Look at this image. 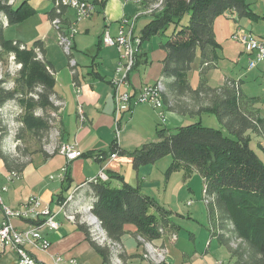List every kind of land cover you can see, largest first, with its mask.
Segmentation results:
<instances>
[{
  "label": "crops",
  "instance_id": "crops-1",
  "mask_svg": "<svg viewBox=\"0 0 264 264\" xmlns=\"http://www.w3.org/2000/svg\"><path fill=\"white\" fill-rule=\"evenodd\" d=\"M83 1L92 5L94 3L93 15L78 19L77 11L68 8L64 10L62 16L60 32L69 33L72 28L76 30L70 55L61 47L59 43L61 34L52 25L55 0H14V4L11 5L14 11L27 2L35 12L20 23L9 26L3 24L6 27L2 30L4 41L18 42L28 48L34 47L37 42L42 44L44 60L53 72L54 92L64 102V107L58 113V123L62 133L61 141L74 145L84 154L83 157L69 164V181H61L58 178L52 180L50 177H57L62 168L68 164L64 156L49 155L44 149L45 144H42L43 146L36 144L34 140L28 144L27 148L20 150L18 155H12L4 147L9 146L11 150H16L17 148L12 147L14 143L6 140L8 144L4 146L0 141V187L8 189L2 196L5 204L11 208L20 209L30 198H38L40 200L38 210L42 211L50 207V210L56 213L55 220L59 223L57 230H51L46 226L39 227L41 235L51 244L49 251L43 252L28 247V252L38 264H55V257L58 256L63 257L66 262L74 261L76 264H114V259H119L118 256L109 261L108 256L105 259L96 249V246L101 245H96L91 241L87 227L69 221L65 215L89 202L94 191L93 185L88 180L105 172L109 176L107 183L112 188L120 189L124 183L138 186L144 195L154 199L167 213L165 218L168 221L167 230L170 233L153 243L166 250L173 264H226L215 250L226 247L221 245L217 238H213L208 213L207 224L202 225L198 223L197 212L191 209L192 200L187 201L189 208L185 214L184 207L181 208L178 204L174 205L175 203L167 201V179L165 180L162 174L154 177L158 162L154 165L140 167L138 170L134 169L130 156L133 151L145 144L158 141L157 131L161 129L160 122H162L158 111L150 105H140L130 113L120 115L118 119L120 127L115 136L117 117L113 98L115 88L112 80L120 77L116 74V70L121 56L117 49L101 44L102 35L105 31H110L113 36H116L121 28L128 29L132 25L134 35L141 37L144 27L153 20L151 10L145 7L143 0ZM0 15L2 21L5 22L6 16L3 13ZM225 15L236 18L233 12H227ZM260 17V20H264V15ZM125 20L129 21L128 26L122 24ZM234 21L236 26L241 20L235 19ZM234 29L232 28V35L236 32ZM172 35L173 32L168 31L164 36H155L140 44L136 65L128 76L129 87L122 86L120 89L122 92L129 90L135 94L145 85L161 81L163 61L166 58L161 45H164ZM221 51L223 55L227 54L224 58H228L227 77L225 75L220 77L221 72L216 73L218 70H211L206 76L208 85L220 88L224 81L229 79L239 82L243 91L245 86L242 75L237 76L235 71L244 59L249 66L253 56L247 54L242 46L236 53V61L233 62L229 61L230 54L222 46L218 49V56L222 53ZM0 57L4 55L0 54ZM216 66L219 67L218 62ZM196 67L197 72L194 69ZM200 67L201 57L198 51L191 70L184 78V82L193 88L199 84ZM256 68L264 73V64ZM253 70L247 67L246 72L251 73ZM195 74L196 86L192 84V80L196 79ZM247 100H253L252 108L259 112L261 118L264 117V102L260 103L254 98ZM162 123L165 124L164 128L167 131H171L184 127L186 120L166 108L165 122ZM9 124L10 122L0 114V129L4 130L5 135L10 132ZM257 138L258 143L264 146V139ZM99 154L102 156L101 159L97 158ZM13 171L18 172L19 177L10 181L8 177ZM182 186L185 185L182 183ZM187 189L191 191L188 186ZM72 193L74 200L62 209L58 202L59 198L63 197L65 200ZM190 201L192 204L189 206ZM2 221L3 213L0 208V223ZM174 221L178 223L195 222L193 224L198 223L200 227H191V231L185 230ZM12 223L20 231L27 230L32 224L31 221L20 220H13ZM135 233L136 229L129 226L122 237L124 263L148 264L142 257L145 248ZM215 244L219 247L217 248ZM227 252L230 258V263L227 262V264H235L228 249ZM0 264H18L16 253L4 250L0 246Z\"/></svg>",
  "mask_w": 264,
  "mask_h": 264
},
{
  "label": "trees",
  "instance_id": "trees-1",
  "mask_svg": "<svg viewBox=\"0 0 264 264\" xmlns=\"http://www.w3.org/2000/svg\"><path fill=\"white\" fill-rule=\"evenodd\" d=\"M143 1L151 10L153 20L142 30L141 43L164 36L171 27L173 29L172 37L161 45L166 53L161 78L163 106L182 117L213 115L233 138L226 137L221 130L207 129L202 122L181 127L175 133L161 128L157 131V142L145 144L130 155L134 169L154 165L170 156L173 162L167 175L173 170H184L188 175L199 174L204 183L203 200L213 238L228 249L235 264H264V162L250 147L252 136L264 139V117L252 108L254 101L247 100L239 82L226 79L220 88H213L206 79L219 60L215 20L227 12H233L237 20L248 18L258 22L261 17L245 0ZM8 2H0V14L6 15L5 22L0 15V54L15 52L23 68L15 81L14 92L0 83V108L16 94H22L24 97L18 102L25 109L24 129L34 134L48 133L50 119H54L49 112L57 114L59 111L51 102V97L57 95L50 67L35 59L33 49L23 51L17 47L18 42L2 39L3 24L20 23L35 11L27 2L14 11ZM185 17H189V23L182 25ZM55 20L58 16L54 12L52 22ZM41 45L37 42L34 47L41 48L44 55ZM198 51L201 57L199 84L193 88L184 82V78ZM37 86L43 87L39 99L28 98ZM37 109H42V116L34 115ZM57 128L61 131L59 125ZM3 131L0 129L1 138L5 135ZM65 181H69V172ZM93 191L97 200L92 212L112 243L110 248L96 246V249L105 259L108 256V261L115 256L119 258L118 247L122 248L120 257L123 259L121 240L129 226H133L135 234L145 242H153L170 233L165 218L167 213L138 186L124 183L120 189H115L100 182L93 185ZM63 201L61 197L58 202ZM232 242H239L238 247L233 249Z\"/></svg>",
  "mask_w": 264,
  "mask_h": 264
},
{
  "label": "rangeland",
  "instance_id": "rangeland-1",
  "mask_svg": "<svg viewBox=\"0 0 264 264\" xmlns=\"http://www.w3.org/2000/svg\"><path fill=\"white\" fill-rule=\"evenodd\" d=\"M246 3L250 6V8L252 9V11L255 14H257L259 16L264 15V0H246ZM235 19L236 18L232 17L231 15H223V16H219L215 20V23H214V25H215L214 31H215V35H216V39L218 41V44L220 46H222L223 48H226L228 54H230L229 55L230 56L229 61H233V62L236 61L235 60L236 59V53L238 50L241 49L242 46L239 42L237 43L234 40H232V37H231L232 36V28L234 29L236 27V29H234V31H236V32H240V31H244V33L245 32H251L255 37H257V39L264 41V20H258V22H257V21H252L250 19L244 18V19H241V21L238 22V24L235 26V21H234ZM188 23H189V17H185L182 21V25H187ZM52 25L54 27H59V24L55 25L54 22H52ZM72 29H74V28H72ZM58 30L60 32L61 27H59ZM128 31H133L132 25L129 26ZM172 31H173V29L171 27V29H169V32H172ZM60 34H61V37H65V35H66V33H62V32H60ZM131 41H132V38H131ZM64 49H65V47H64ZM70 53H71V51H70ZM70 53H69V55H70ZM134 54L136 57L137 47H134ZM224 56H227V54L223 55V52L220 53L219 60H218L219 67L216 66V67L211 69V70H215V71L218 70L216 73L221 72L220 74H222V75H220V77L221 76L223 77V75H225L227 77V59L228 58L227 57L224 58ZM254 56H255V54L253 55V59H254ZM250 60H252V59H250ZM229 63L234 65L232 62H229ZM247 64H248V62L244 59L243 62L240 64L239 67L236 68V71H235L236 72L235 74H238L237 76L242 75V79L244 82L243 85L245 86V88L243 89V92H244L243 94L247 99L254 98L258 102L260 101V103L264 102V73H262V71H260L257 68L254 69L251 73L246 72V69L248 67ZM260 64H264V61ZM11 65L12 64H9L8 69H7L6 68V66H7L6 62L4 61V65L0 66V83L3 84L2 85L3 88H6L9 91L14 92L16 88H14L13 78H18L19 70H17V69H19V68H17L16 65H12V67H11ZM194 69L196 70L197 67ZM196 72H197V70H196ZM195 77H196V74H195ZM195 80H197V77H196V79L192 80V82H193L192 84L196 86ZM225 81H224V83H225ZM159 82H161V81H159ZM21 99H22L21 94H16L15 98L13 100L8 101L6 103L4 112H3V110L2 111L0 110V112H2V113H0L1 117L3 116L7 121L10 122L9 126H11V128L9 130L12 133L11 134L9 132L8 135H4V137H3L4 139L2 138V139H0V141L3 142L4 146H5V144H8L7 143L8 141L6 142V140H10V142H12V143H14L15 140L17 142V140H18V141H21L20 143L22 144L21 147H17L16 150H11L9 148V146L4 147L5 150L11 152L12 155L13 154L18 155L20 150L25 149V147L27 148L28 144H31V141L34 140V142L36 144H39V145L46 144L48 142V144H46L44 149H45V151H47V153L49 155H51V156L60 155L61 154V152H60L61 147H63V145H62L63 141H61L62 138L60 137L61 131H59L57 128L59 123H56V121H54V119L51 120L49 118L51 129L48 133L41 132L38 134H34V133L32 134L31 132L27 131L26 129H24V126H22V113L18 114V110L21 106L18 101H20ZM161 109L166 110L165 107H162ZM34 115L42 116L43 111H41V109H37L35 111ZM49 115H50V112H49ZM183 118H185V120H186L185 126L189 125L191 123H194V122H202L203 126L207 127V129L211 128V129H215V130H221L226 137L233 138V136L230 135L227 132V130L224 129V127L220 124V122L217 120V118L213 115L203 113V114H201L195 118H191L189 116L183 117ZM164 126H165V124L160 122V128H164ZM176 130L177 129H172L170 132L175 133ZM257 140H258V138L256 136H252L250 147L258 155V157L264 162V146L260 142L258 143ZM172 162H173V160L170 156L165 157V158L161 159L160 161H158L157 168H156L157 171H156V174L154 177L160 176L162 174L164 179L165 180L167 179L168 186L166 188V190H167L166 199L169 203L172 202V203H175L174 205L178 204V206H180L181 208L184 207L185 208L184 214H185L189 208L186 203L189 199L192 200L193 204L190 203L191 202L190 201L188 203V205L190 206L192 204L191 209L194 212H197L196 216L198 217L197 220H199L198 223H200L202 225H206L207 224V217H206L207 216V208H206L205 202L203 200L204 183H203L202 177L197 173L196 174L191 173L190 175H188L185 173L184 170H173L172 172L169 173V175H167V171H168L169 167L171 166ZM165 163H166V167H165ZM18 176H19V174L16 172H11L9 175V177H18ZM88 182H89V180H88ZM182 183L185 186L181 187ZM186 185L188 186L189 189H191V191H189L187 189ZM73 200H74V194L72 193V196L68 197L67 202H66V204H64L62 209H64L68 205V203H70ZM96 200H97V197H96L95 193L93 192V194L90 196V200L88 203H85L80 208L74 209L71 213H65V215L69 221L74 222V223H79L81 225H85L88 229V234H89L91 241H93L94 243L96 242L97 245H105V244H101V243H105L102 236H100L99 239H97V237L94 236L95 231L100 229L99 227L95 226V220H94L95 217L92 216V215H94L92 211H93V207H94ZM3 202H4V200H3ZM4 204H5V202H4ZM5 205H7V204H5ZM96 219H98V218L96 217ZM99 222H100V220H99ZM174 222H176V221H174ZM176 223L178 225L182 226L183 229L190 230V231H191V229H190L191 227L192 228H199L200 227V225L198 223H197L198 225L193 224L195 222L183 221V223H181V222H179V223L176 222ZM186 224L189 227H187ZM101 228H102V226H101ZM204 234H205V232H204ZM140 243L141 244L143 243L142 245L145 248L142 256L145 257V261H147L148 264H151L149 261V258L146 257V253L148 252V247H147L148 244L146 242H144V240L141 238H140ZM238 245H239V242H232V248L233 249L237 248ZM215 246L217 248L219 247L218 244H215ZM244 248H245V245H244ZM215 250L218 251V256L223 258L226 264H227V262L230 263V258L228 257V252H227L226 248H218ZM160 262H158L157 264H161ZM115 264H119V263L117 262ZM123 264H125V263L123 262Z\"/></svg>",
  "mask_w": 264,
  "mask_h": 264
},
{
  "label": "built area",
  "instance_id": "built-area-1",
  "mask_svg": "<svg viewBox=\"0 0 264 264\" xmlns=\"http://www.w3.org/2000/svg\"><path fill=\"white\" fill-rule=\"evenodd\" d=\"M2 0H0L1 2ZM9 5L14 4V0H9ZM54 12L58 16L59 27H62V11L63 9L72 8L77 11L78 19H85L90 17L95 12L94 4L88 3L83 0H55ZM6 16V15H5ZM123 25L129 24V21H123ZM122 25V26H123ZM59 27H55L57 30ZM6 28V27H2ZM76 34L75 29H70L69 33H66L65 37H60L59 43L61 47H71L72 52V39ZM124 37H132V44H124ZM232 40L235 42H239L245 49L246 53L254 56V59L249 62V69H255L261 62L264 61V41L257 39L252 33L240 31L235 32L232 35ZM105 47H112L118 50L120 57V63L116 70V74L119 75V78H115L112 80V84L115 88V114L117 117V127L115 130V136H117L119 131V117L122 114L130 113L135 107L140 105H150L154 108V110L158 111L159 118L162 122H165V110L158 109V105H155V95H154V87L153 84H148L142 87L137 93L132 94L131 91L122 92L120 89L122 86L129 87L128 76L132 72L133 68L136 64L135 61H128V48L137 47V54L139 51V46L141 44V37L135 36L133 31H128V29L121 28L118 35L113 36L110 31H105L102 35V43ZM17 47L20 50H28L33 49L35 53V59L41 62H46L44 59V55L41 51V48L32 47L28 48L23 44L18 43ZM4 57H0V66L4 65V61L6 62V68L8 69L9 64H16L19 67V75L23 68V64L17 61V55L15 52L3 53ZM74 65V61L71 62ZM50 74L53 76V72L49 69ZM19 77V76H18ZM16 79L13 78L14 88L16 87ZM43 92V87L37 86L34 88L32 92L28 94V98L31 97L35 100L39 99V94ZM21 97L24 96L21 94ZM51 102L55 108H58L59 111L64 107V102L58 96H52ZM42 111V109H41ZM59 111L50 112L51 117H54V121L58 120ZM80 114L82 116V111L80 109ZM18 113H22V119L25 115V109L20 106ZM23 126V121H22ZM62 133L60 134V137ZM62 138V137H61ZM21 141H18L16 147H21ZM48 144V142H47ZM46 146V145H45ZM44 146V147H45ZM67 160V165L62 168L60 174L55 177L51 176L50 178L54 180L58 178L61 181H65V177L69 172V164L72 161H75L84 156V154L79 151L74 145H69L63 142V150L62 154ZM100 159L102 156H97ZM19 177V176H18ZM18 177H8V180L12 181ZM92 185L107 183L109 181V176L105 172H101L97 177L92 178ZM7 187H0V208L3 213V221L0 223V246L4 250L13 251L17 255L18 264H38L35 258L32 256L30 252H28V247L38 249L40 251H49L51 246L50 242L45 239L41 233L39 227L46 226L51 230H57L59 228V223L55 220L56 213L50 210V207L45 208L42 211H39L38 208L40 206V200L38 198L32 197L30 198L26 204H24L20 209L11 208L9 205H2V195L7 192ZM70 194L69 196H71ZM68 196V197H69ZM68 197L60 204L62 208L64 204H66ZM192 203V202H190ZM20 220V221H31L33 223H38L40 225L31 224L30 227L25 231H20L17 229L12 221ZM176 238V236H174ZM149 244H154L152 241H149ZM119 245V244H118ZM154 246H156L154 244ZM158 247L157 259L161 260V264H173L169 258L166 250L164 248ZM119 248V258L120 264H123V259H121L120 254L122 252V248ZM144 261L145 257L142 256ZM147 262V261H146ZM55 264H76L74 261L66 262L63 257L58 256L55 257Z\"/></svg>",
  "mask_w": 264,
  "mask_h": 264
},
{
  "label": "bare ground",
  "instance_id": "bare-ground-1",
  "mask_svg": "<svg viewBox=\"0 0 264 264\" xmlns=\"http://www.w3.org/2000/svg\"><path fill=\"white\" fill-rule=\"evenodd\" d=\"M54 24L56 25V24H59V20H55L54 21ZM66 36V35H65ZM131 38L132 37H124V44H132V41H131ZM65 50H66V52L67 53H70V51H71V47H65ZM136 52V51H135ZM128 61H135V54H134V47H130V48H128ZM12 65H16V64H12ZM12 65H11V67H12ZM17 68H19L18 66H16ZM17 70H19V69H17ZM9 74V73H8ZM10 75V74H9ZM6 76V75H5ZM2 77V76H1ZM8 77V76H7ZM3 85V84H2ZM10 86V85H9ZM153 87H154V95H155V105H158V108H162V107H164L163 106V101H162V96H161V94H162V88H163V86H162V84H161V82H158V83H156V84H153ZM4 109H5V107L4 108H0V110L2 111L3 110V112H4ZM0 113H2V112H0ZM12 113V112H11ZM19 114V113H18ZM11 120V119H10ZM13 126V125H12ZM10 128H11V126H9ZM18 132V131H17ZM16 132V133H17ZM10 133H11V131H10ZM12 134V133H11ZM16 135V134H15ZM1 136H2V133L0 132V138H1ZM15 138V137H14ZM17 142H18V140H17ZM17 142H16V140H15V142H14V144L12 145V147H13V149L14 148H17L16 147V144H17ZM63 145V144H62ZM55 150V149H54ZM62 150H63V147H61V154H62ZM57 151V150H56ZM55 151V152H56ZM51 153V152H50ZM55 154V153H54ZM89 183H92V181H90L89 180ZM3 196V195H2ZM71 199V198H70ZM2 205H5L4 203H3V198H2ZM80 211V210H79ZM89 212V211H88ZM82 215V214H81ZM92 216H94L95 218H94V220H95V226H97V227H99L100 229L99 230H97V231H95V237H97V239H99L100 238V236H102V238L104 239V242L105 243H101V244H105V245H101V246H112V243H111V241H109L108 240V238H107V235H105L106 233H105V231H103V229L101 228V223L99 222V220L98 219H96V216L95 215H92ZM70 217V216H69ZM88 219V218H87ZM91 226V225H90ZM93 229V228H92ZM102 239V240H103ZM99 241V240H98ZM102 242V241H101ZM145 242V241H144ZM96 243V242H95ZM147 244H148V252L146 253V257L147 258H149V261H150V263L151 264H157L158 262H160L161 260L160 259H157V254H158V248L156 247V246H154L153 244H149V242H146ZM143 244V243H142ZM110 248V247H109ZM117 253V252H116ZM115 260V262H114V264L115 263H119L120 264V260L119 259H114ZM161 263V262H160Z\"/></svg>",
  "mask_w": 264,
  "mask_h": 264
}]
</instances>
